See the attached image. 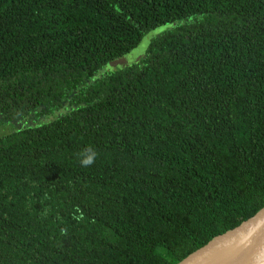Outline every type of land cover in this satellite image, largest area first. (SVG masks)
<instances>
[{
    "label": "trees",
    "instance_id": "16d2710c",
    "mask_svg": "<svg viewBox=\"0 0 264 264\" xmlns=\"http://www.w3.org/2000/svg\"><path fill=\"white\" fill-rule=\"evenodd\" d=\"M62 105L0 135V264H176L264 207V0H0V127Z\"/></svg>",
    "mask_w": 264,
    "mask_h": 264
},
{
    "label": "water",
    "instance_id": "95a60500",
    "mask_svg": "<svg viewBox=\"0 0 264 264\" xmlns=\"http://www.w3.org/2000/svg\"><path fill=\"white\" fill-rule=\"evenodd\" d=\"M148 41L139 44L110 63L112 69H123L136 63L144 55ZM233 253L231 264H264V207L238 226L211 238L191 251L176 264H211Z\"/></svg>",
    "mask_w": 264,
    "mask_h": 264
},
{
    "label": "rangeland",
    "instance_id": "374dc122",
    "mask_svg": "<svg viewBox=\"0 0 264 264\" xmlns=\"http://www.w3.org/2000/svg\"><path fill=\"white\" fill-rule=\"evenodd\" d=\"M160 29H157L153 31L151 34H155L159 32ZM111 68L110 64L105 67V70ZM68 111L67 107L65 105H62L58 110L51 112L48 115L42 116V117H27L21 120H16L11 123H7L0 127V135H4L6 133H9L11 131H15L18 129H23V128H33L37 126H41L44 124H47L51 121H53L55 118L66 114Z\"/></svg>",
    "mask_w": 264,
    "mask_h": 264
},
{
    "label": "clouds",
    "instance_id": "9594fccd",
    "mask_svg": "<svg viewBox=\"0 0 264 264\" xmlns=\"http://www.w3.org/2000/svg\"><path fill=\"white\" fill-rule=\"evenodd\" d=\"M97 157H98V152L91 145L86 146L78 154L79 163H80V165L82 167H85V168L91 167L95 163ZM78 219H83L82 214H81L80 217H78ZM61 234L62 235H66L67 234V230L66 229H61Z\"/></svg>",
    "mask_w": 264,
    "mask_h": 264
},
{
    "label": "bare ground",
    "instance_id": "6f19581e",
    "mask_svg": "<svg viewBox=\"0 0 264 264\" xmlns=\"http://www.w3.org/2000/svg\"><path fill=\"white\" fill-rule=\"evenodd\" d=\"M234 259L233 253H228L219 259L213 261L211 264H231Z\"/></svg>",
    "mask_w": 264,
    "mask_h": 264
}]
</instances>
